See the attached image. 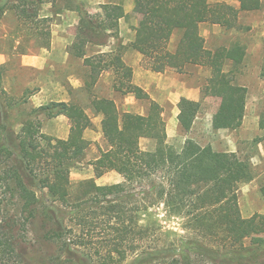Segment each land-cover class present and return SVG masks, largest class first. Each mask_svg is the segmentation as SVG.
Returning a JSON list of instances; mask_svg holds the SVG:
<instances>
[{"label": "trees", "instance_id": "trees-1", "mask_svg": "<svg viewBox=\"0 0 264 264\" xmlns=\"http://www.w3.org/2000/svg\"><path fill=\"white\" fill-rule=\"evenodd\" d=\"M12 1L0 0V17ZM237 1L238 8L208 0H133L139 19L130 47L146 59V68L156 72L182 70L186 64L207 67L210 76L203 93L219 99L214 117L219 129H236L242 124L247 88L236 84L223 66L226 60L234 65L242 62L245 50L238 43L207 48L199 26L208 22L234 27L239 11L258 10L262 3ZM32 2L14 0L11 5L22 21L38 17V6L29 12ZM73 2L80 14L70 49L89 67L90 84L110 64L125 79L116 81L115 89L147 101L148 111L120 113L112 99H93L108 145L91 163L94 175L115 171L122 181L97 184L92 178L83 180L80 193L71 201L70 169L88 148L84 132L89 116L78 104L51 101L31 109L16 133L9 122V109L25 102L27 96L15 99L0 89V264H126L128 259L127 264H264V214L244 217L238 203V184L252 179L249 164L236 152L216 151L192 139H186L180 150L169 145L162 108L131 82L132 67L119 54L85 53L88 43L104 45L111 34H117L119 21L126 16L123 0L102 3L96 14L82 9L79 1ZM177 26L181 36L172 52L168 43ZM259 77L264 80V60ZM178 106V123L189 131L200 102L181 97ZM40 115L65 116L67 136L43 133ZM141 138L154 139V149H141ZM36 189L46 190L66 210L46 204ZM260 192L264 197V186ZM156 204L181 217L191 236L179 239L178 245H158V219L151 216L146 224L141 223V213ZM39 215L49 224L43 238L55 245L50 257L34 256L31 251L28 233ZM70 218L77 231L66 228L64 220Z\"/></svg>", "mask_w": 264, "mask_h": 264}, {"label": "rangeland", "instance_id": "rangeland-1", "mask_svg": "<svg viewBox=\"0 0 264 264\" xmlns=\"http://www.w3.org/2000/svg\"><path fill=\"white\" fill-rule=\"evenodd\" d=\"M76 1L80 2L82 9L96 14L101 11L102 3L116 0ZM208 1L226 2L236 8L239 7L237 0ZM13 3L14 0L8 4L0 17V65L2 66L0 89H4L15 99L21 98L24 94L27 97L25 102H20L9 109L12 129L17 133L25 115L39 105L51 101L78 104L90 119L84 132L89 145L84 158L70 169L71 201L80 193L79 182L83 180L92 178L97 184L121 182V175L115 171L105 172L99 177L94 175L91 163L99 156L101 150L108 148V145L101 131L102 115L93 108L92 101L95 98L112 99L120 113L138 114L147 113L148 102L136 99L132 93L116 90L114 83L116 81L120 83L125 79L122 73L116 74L110 64H106L97 80L90 84L89 67L83 64V58L77 57L70 49L76 36L80 14V8H75L73 0H34L28 5V9L31 12L35 6H38V17L23 21L18 17L15 7L11 6ZM123 4L126 16L119 21L117 34H111L104 45L88 43L85 46V53L86 55L99 52L119 54L122 59L125 57L127 61L136 64V70L141 78L143 76L141 67L146 71L150 70L146 69V59L135 52L129 42L134 38L133 27L137 24L139 15L134 10L133 0H123ZM199 30L205 46L211 50L219 47L229 48L236 43L242 45L245 50L242 62L234 65L231 60H226L223 66L224 71L236 84L247 88L244 124L237 129H219L215 126L214 117L219 99L203 93L210 70L204 66L187 64L182 70L171 68L166 74L158 75L161 76L163 84L177 73L179 76L189 77L187 78L189 80L190 77H195L199 82V111L189 131H184L177 122L176 113L180 101L176 102L178 96L163 88L153 92L157 99L155 101L162 108V118L167 133L166 142L176 150L181 149L186 139H192L202 146L210 145L216 151H230L235 148V152L249 164L252 172L250 181L240 182L237 186L241 214L243 216H250L253 213L264 214V198L260 192V188L264 186V80L259 77L264 60V0L258 10L239 11L234 27L226 28L204 22L200 24ZM180 36L181 29L177 26L168 43L170 51H175ZM131 82L134 83V74ZM39 120L43 133L57 138L67 136L69 120L65 116L40 115ZM243 130L247 131L246 134H242ZM240 136H243V139L239 142ZM139 146L143 150H153L155 140L141 138ZM0 193L1 195L3 193L1 188ZM36 193L46 204L66 210L60 203L53 202L46 190L36 189ZM9 208L8 210L12 212V206ZM151 216L156 217L160 224L156 233V238L159 239L158 245L172 243L178 245L179 239L191 236L190 232L183 228L184 220L178 215L168 214L163 204L153 205L148 211L142 212L141 223L146 224ZM71 219L64 220L65 226L77 231ZM32 226L33 229L31 228L28 233L31 241L28 237L26 239L32 243L33 255L50 257L55 253V245L43 238V233L49 224L39 215L35 217ZM25 245L29 246L28 243ZM82 250L88 251V249ZM77 255L82 258L81 252ZM129 261L130 259L125 263ZM69 264L77 263L74 261Z\"/></svg>", "mask_w": 264, "mask_h": 264}, {"label": "crops", "instance_id": "crops-1", "mask_svg": "<svg viewBox=\"0 0 264 264\" xmlns=\"http://www.w3.org/2000/svg\"><path fill=\"white\" fill-rule=\"evenodd\" d=\"M133 39L134 38L130 39L129 42L131 43V41H133ZM134 51L137 52L136 50H134ZM123 61L127 65L132 67L133 74H134V84L142 87L146 92L149 93V95L154 100H157V99L154 96L153 92L156 91L157 89H162L163 88L164 90H168L169 92L170 91L174 92L178 96L176 102H178L181 97L188 98L190 100L198 101V98H199V95H200V85L198 84L199 82H197L195 77H190V80H191L190 81L189 79H187L189 77L185 78V77L179 76V73H177V74L171 76L168 79V82L163 84L161 76L163 74H166L167 70L165 72L161 73V72L153 71V70H151L149 68H146V69H149L150 71H146L144 68L141 67V71L143 72V74H142L143 76L141 77L142 78L141 79L140 76H139V72L136 70V64H134L133 62L127 61L125 57L123 58ZM137 67H140V66H137ZM146 73H148V75H146ZM158 74L161 75V76L159 77ZM178 112H179V109H178ZM178 112L176 113V115H178ZM176 118H177V116H176ZM194 121H195V119H194ZM243 121L244 120H242V124L240 125V127L243 126V124H244ZM177 122H178V120H177ZM240 127H238V128H240ZM246 132H247L246 130H243L242 134H246ZM242 139H243V136H240L239 139H238L239 142ZM231 150H232V152L236 151L235 148L231 149ZM244 217H249V216H244Z\"/></svg>", "mask_w": 264, "mask_h": 264}]
</instances>
